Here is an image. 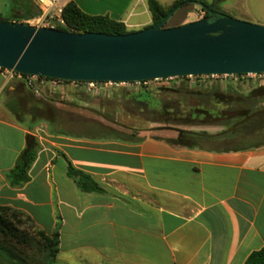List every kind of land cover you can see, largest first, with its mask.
Instances as JSON below:
<instances>
[{
    "label": "crops",
    "instance_id": "obj_1",
    "mask_svg": "<svg viewBox=\"0 0 264 264\" xmlns=\"http://www.w3.org/2000/svg\"><path fill=\"white\" fill-rule=\"evenodd\" d=\"M70 1L130 30L152 24L147 0L59 3ZM49 85L30 88L0 74V206L29 215L48 235L60 220L57 262L75 257L79 264H245L264 247V145L190 148L167 141L175 131L106 123L92 134L63 131L62 119L48 112ZM114 129L133 140L116 138ZM28 134L42 148L30 180L12 186L7 174ZM70 164L88 173L100 191H82L68 174Z\"/></svg>",
    "mask_w": 264,
    "mask_h": 264
},
{
    "label": "water",
    "instance_id": "obj_2",
    "mask_svg": "<svg viewBox=\"0 0 264 264\" xmlns=\"http://www.w3.org/2000/svg\"><path fill=\"white\" fill-rule=\"evenodd\" d=\"M127 34L70 32L0 20V67L64 81L141 82L264 73V25L213 14Z\"/></svg>",
    "mask_w": 264,
    "mask_h": 264
},
{
    "label": "trees",
    "instance_id": "obj_3",
    "mask_svg": "<svg viewBox=\"0 0 264 264\" xmlns=\"http://www.w3.org/2000/svg\"><path fill=\"white\" fill-rule=\"evenodd\" d=\"M11 1L14 12L9 18L3 17L0 13L1 21L20 23L38 18L43 13L42 9L33 0ZM147 4L152 15V24L145 28L162 23L174 9H177V12L182 7L192 4H199L202 10L205 11V17L209 16L210 13L213 14V19L227 16L218 10L214 4L202 0H175L169 7L164 6L159 0H147ZM62 18L65 24L58 23L54 27L55 29L113 35L134 32V30L128 29L124 22L115 20L109 15L86 13L74 1L68 2L63 7ZM194 77L199 79L203 76ZM227 77H231V79L221 86L201 85L199 89H189L188 86L185 89L178 88L175 91L177 95L175 99L156 97L145 84V82L148 83L152 80H145L141 83L143 89L138 95L134 96V99L135 102L147 105L149 109L170 112L184 120L190 119L189 123L192 124L195 122L199 125L222 128L216 133L205 130L176 129L174 131L177 132V136L167 139L173 145L222 151H240L263 146L264 85L246 89L244 84L252 80L251 78L245 77L244 74ZM176 78L184 80L188 76ZM64 82L71 83L72 81ZM77 83L79 82H75V84ZM157 90L163 91L159 87ZM163 101L176 102L165 103ZM187 101L190 102L187 103ZM114 132L116 138L133 140V135L115 129ZM41 148L40 140L35 135L28 134L24 150L19 155L14 168L7 174V179L12 186H22L30 180L29 171ZM68 174L84 192H97L101 189L88 173L76 169L71 164L69 165ZM4 212H9L12 215L23 213L11 207L0 206V264L57 263L60 251V220L51 235L39 229L37 233H30L27 230H22L7 216H4ZM245 264H264V247L252 252Z\"/></svg>",
    "mask_w": 264,
    "mask_h": 264
},
{
    "label": "rangeland",
    "instance_id": "obj_4",
    "mask_svg": "<svg viewBox=\"0 0 264 264\" xmlns=\"http://www.w3.org/2000/svg\"><path fill=\"white\" fill-rule=\"evenodd\" d=\"M175 0H160L162 4L169 7ZM214 6L225 13L228 17L251 22L258 25H264V0H202ZM13 4L11 0H0V13L3 17L9 18L13 14ZM205 18V11L199 4L184 6L179 9L168 21L164 27H174L187 24ZM20 23L36 27L57 26L56 19H51L49 25L47 22L37 21L36 19L25 20ZM231 77L227 76H203L196 78L188 76L187 79L170 78L167 80H152L147 86L156 97L167 99L177 98L176 89H199L201 85L216 86L224 85ZM244 84V88L257 87L264 85V79L251 78ZM144 86V85H143ZM162 88L160 92L157 88ZM140 83H124L112 88H97L89 90L80 83H62L50 85L45 88L46 95L50 98L49 114L50 117H60L62 123L58 126L61 130L67 132H82L83 134H92L98 130V124L104 125H124L148 127L153 130L174 131L176 129H201L210 125H199L195 122L189 123L190 119H181L170 112L156 111L149 109L147 105L135 102L134 96L142 90ZM165 103H175L176 101H163ZM190 101H187V103ZM192 103V101H191ZM213 127V126H211ZM219 127V126H216ZM221 128V127H220ZM222 129V128H221ZM7 216L22 230L30 233H37V230L45 231L29 215L18 213L12 215L4 212ZM46 233V231H45ZM47 234V233H46ZM40 239V237H39ZM68 264H79L80 260L75 257L69 258ZM56 264H66L57 262Z\"/></svg>",
    "mask_w": 264,
    "mask_h": 264
},
{
    "label": "built area",
    "instance_id": "obj_5",
    "mask_svg": "<svg viewBox=\"0 0 264 264\" xmlns=\"http://www.w3.org/2000/svg\"><path fill=\"white\" fill-rule=\"evenodd\" d=\"M36 5L42 9L43 13L40 17L35 18L37 21H43L47 22L49 25V21L51 19H56L58 23L65 24V21L62 18V11H63V5L59 3V0H33ZM50 26V25H49ZM51 28H54L55 26H50ZM0 74L4 76L7 79H14L19 78L25 81L27 86L30 88H37L38 85H43L47 82H51L54 84H62L65 83L64 80L60 79H48L47 77L38 76V75H27L22 74L20 72H16L13 70H8L5 68L0 67ZM247 78H262L264 79V73H250V74H244ZM234 76V75H231ZM72 83H75V81H72ZM80 84H83L88 88L91 89H97V88H112L115 86H120L124 83H142L141 82H116V81H79ZM147 82H145L146 84Z\"/></svg>",
    "mask_w": 264,
    "mask_h": 264
}]
</instances>
